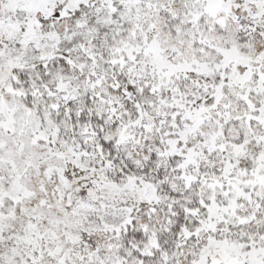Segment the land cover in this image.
I'll return each mask as SVG.
<instances>
[{"label": "snow or ice", "instance_id": "snow-or-ice-1", "mask_svg": "<svg viewBox=\"0 0 264 264\" xmlns=\"http://www.w3.org/2000/svg\"><path fill=\"white\" fill-rule=\"evenodd\" d=\"M0 264H264V0H0Z\"/></svg>", "mask_w": 264, "mask_h": 264}]
</instances>
